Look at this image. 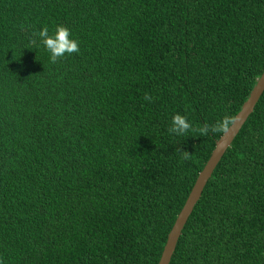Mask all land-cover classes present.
<instances>
[{"label":"trees","instance_id":"obj_1","mask_svg":"<svg viewBox=\"0 0 264 264\" xmlns=\"http://www.w3.org/2000/svg\"><path fill=\"white\" fill-rule=\"evenodd\" d=\"M263 72L264 0H0V264H158ZM170 264H264V93Z\"/></svg>","mask_w":264,"mask_h":264},{"label":"water","instance_id":"obj_2","mask_svg":"<svg viewBox=\"0 0 264 264\" xmlns=\"http://www.w3.org/2000/svg\"><path fill=\"white\" fill-rule=\"evenodd\" d=\"M264 93V72L261 77L257 80L249 98L242 106L241 111L235 117L232 125L222 135V137L216 142L215 149L204 169L199 174L195 185L189 194L185 205L181 212L177 216V219L168 235L167 242L162 252L161 258L158 264H170L171 259L175 253L177 244L182 235L185 225L188 222L196 204L201 198L203 190L207 185V182L211 178L215 168L221 161L227 149L232 145L233 141L241 131L242 127L248 120L249 116L253 113L257 103Z\"/></svg>","mask_w":264,"mask_h":264},{"label":"clouds","instance_id":"obj_3","mask_svg":"<svg viewBox=\"0 0 264 264\" xmlns=\"http://www.w3.org/2000/svg\"><path fill=\"white\" fill-rule=\"evenodd\" d=\"M40 41L44 49L49 54L48 59L51 63H55L58 58L70 55L72 53L79 52V42L69 31L68 28L58 25L54 31L49 34L47 27L40 29L39 33ZM146 100H150V97L146 96ZM231 123L230 120H224L223 123H218L213 130L223 131ZM191 122L188 121L186 115L175 114L171 117V124L168 131L171 134L183 135L191 129ZM207 127L203 128V132H207Z\"/></svg>","mask_w":264,"mask_h":264}]
</instances>
